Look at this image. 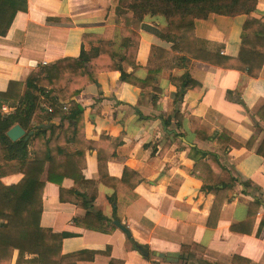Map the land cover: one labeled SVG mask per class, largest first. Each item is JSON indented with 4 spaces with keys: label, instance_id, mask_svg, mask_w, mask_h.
<instances>
[{
    "label": "crops",
    "instance_id": "obj_1",
    "mask_svg": "<svg viewBox=\"0 0 264 264\" xmlns=\"http://www.w3.org/2000/svg\"><path fill=\"white\" fill-rule=\"evenodd\" d=\"M113 4L26 0V11L17 13L6 36L0 37V94L10 83L22 84L24 93L26 81L39 67L77 59L82 50L97 47L99 37L113 41L118 52L122 24L117 26L109 13ZM248 17L264 24V0H257L249 16L195 20V36L221 47L222 58L234 60ZM169 24L164 16L145 15L140 27L163 33ZM144 27L138 33L137 69L126 67L125 77L118 71H99L96 82L74 98L56 101L52 94L35 112L32 126L37 120L49 127L61 119H49L47 108L63 115L81 108V133L90 144L84 148L76 181L64 178L57 185L47 182L46 173L42 176L39 227L65 234L61 255L82 254L76 264H264V225L256 236L264 217V158L258 154L264 149V119L259 116L264 110V63L253 79L199 61L177 67L181 55L176 54V61L155 63L161 72L150 78L152 48L171 53L173 44ZM186 77L193 86L177 87ZM0 103L2 117L14 113L10 102ZM8 109L13 112L5 114ZM191 118L207 130L206 140L199 138L203 132L193 133ZM29 134L32 160L34 131ZM223 135L226 142L219 140ZM218 141L228 147L221 149ZM65 149L77 150L73 145ZM198 152L217 155L237 181L211 220L214 197L195 177L205 176L209 166ZM6 164L11 163L0 155V166ZM22 179L13 173L0 183L16 186ZM251 203L259 204L254 223L239 228ZM234 227L238 231H231ZM17 257L15 251L11 264H17ZM34 258L25 255L19 261Z\"/></svg>",
    "mask_w": 264,
    "mask_h": 264
},
{
    "label": "trees",
    "instance_id": "obj_2",
    "mask_svg": "<svg viewBox=\"0 0 264 264\" xmlns=\"http://www.w3.org/2000/svg\"><path fill=\"white\" fill-rule=\"evenodd\" d=\"M113 9L109 13L115 16V24L120 29L121 43L119 51H114V42L99 37L98 46L90 52L81 51L77 59H63L54 64L39 67L37 72L30 75L22 93V84L10 83L5 94H0L2 102H10L15 108L13 114L7 117L0 115V155L8 163L0 166V179L11 174H22L23 179L16 186L5 187L0 183V264H11L13 254H18L17 264L25 255L35 258L23 264H76L82 261V254L61 255V243L65 234H53L39 227L42 213V191L44 182L42 176L46 173L47 182L60 185L64 178L75 180V174L80 173L84 148L90 144L82 137L83 110L79 107L72 109L68 115H63L57 109L49 114V119L60 117L59 125L41 127L42 122L35 120V112L41 110V103L53 98L56 101H67L77 96L83 89L96 82L99 71H118L123 75L125 68L137 69L135 63L139 46V30L145 15L164 16L170 21L167 29L161 33L152 28H145L154 35L171 41V53H165L152 48L148 62V73L151 78L161 72L154 64L176 61L175 55H181L177 67H187L191 61H199L221 69L236 70L256 79L264 63V24L248 17L243 25L241 45L238 57L227 60L221 57V47L210 42L200 40L195 36L194 21L205 20L210 15L235 17L249 16L255 9L257 0H113ZM26 11V0H0V37L6 36L17 13ZM186 82H179V88L188 89L193 85L186 77ZM177 84V83H176ZM1 107V103H0ZM264 119V110L259 115ZM179 122L181 118L177 116ZM192 131L197 136L199 132L205 134L199 137L207 139V130L202 128L199 121L191 118ZM15 125H19L33 135V158L29 160V142L24 138L11 142L6 133ZM27 134V135H28ZM48 135V136H47ZM226 136V135H225ZM224 135L219 138H227ZM221 149L228 147L227 143L218 141ZM73 145L75 153H69L65 147ZM237 147V145H236ZM207 159L209 166L205 176L195 174L203 183L204 189L213 195L214 202L210 220L217 214L229 189L237 181L225 168L218 156L198 152ZM264 158V149L258 151ZM212 166L217 174L210 167ZM76 181V180H75ZM245 188L248 184H244ZM97 191L92 197L95 200ZM87 208V206L83 205ZM259 208L258 203H251L248 207L246 221L239 228L251 227ZM264 225L261 220L256 236ZM231 231H238L236 227ZM248 235L250 232H247ZM235 259V258H234ZM234 262V260H233Z\"/></svg>",
    "mask_w": 264,
    "mask_h": 264
},
{
    "label": "water",
    "instance_id": "obj_3",
    "mask_svg": "<svg viewBox=\"0 0 264 264\" xmlns=\"http://www.w3.org/2000/svg\"><path fill=\"white\" fill-rule=\"evenodd\" d=\"M6 136L11 142H16L22 138H24L25 141H28L31 134H28L26 136L24 130L19 125H15L6 133ZM116 226L121 231L126 232L125 229L122 226H120L119 224L116 223Z\"/></svg>",
    "mask_w": 264,
    "mask_h": 264
},
{
    "label": "built area",
    "instance_id": "obj_4",
    "mask_svg": "<svg viewBox=\"0 0 264 264\" xmlns=\"http://www.w3.org/2000/svg\"><path fill=\"white\" fill-rule=\"evenodd\" d=\"M61 110L63 111V112H68V108H67V106H63L62 108H61ZM13 112V110H4V113L5 114H10V113H12ZM46 112L48 113V114H50V113H52L53 112V109L52 108H47L46 109Z\"/></svg>",
    "mask_w": 264,
    "mask_h": 264
}]
</instances>
